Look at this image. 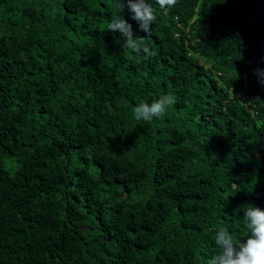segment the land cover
<instances>
[{"label": "trees", "instance_id": "1", "mask_svg": "<svg viewBox=\"0 0 264 264\" xmlns=\"http://www.w3.org/2000/svg\"><path fill=\"white\" fill-rule=\"evenodd\" d=\"M137 59L114 0H0V264H206L264 210V0H177ZM233 90V92H232ZM174 97L161 117L132 109Z\"/></svg>", "mask_w": 264, "mask_h": 264}, {"label": "clouds", "instance_id": "2", "mask_svg": "<svg viewBox=\"0 0 264 264\" xmlns=\"http://www.w3.org/2000/svg\"><path fill=\"white\" fill-rule=\"evenodd\" d=\"M117 14L113 15L107 27L111 32H117L123 37L121 47L133 53L137 59L147 60L156 55L144 41V37L136 36L132 25L124 18L125 12L130 13L129 19L135 21L138 30L146 35L156 20L155 10L150 0H114ZM161 8H170L176 5L177 0H155ZM258 82L264 85V69L255 70ZM233 92V90H232ZM175 103L173 96L162 95L151 104L141 102L132 112L136 120L151 121L153 118L164 115L167 107ZM247 231L250 233L244 241L239 240L229 231L220 227L214 237L219 251L207 259L206 264H264V210L251 204L240 209Z\"/></svg>", "mask_w": 264, "mask_h": 264}]
</instances>
